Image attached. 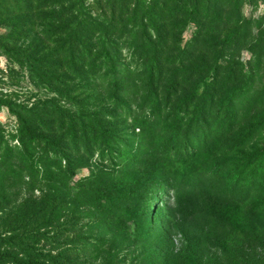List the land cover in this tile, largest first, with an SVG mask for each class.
Returning <instances> with one entry per match:
<instances>
[{
    "label": "trees",
    "instance_id": "16d2710c",
    "mask_svg": "<svg viewBox=\"0 0 264 264\" xmlns=\"http://www.w3.org/2000/svg\"><path fill=\"white\" fill-rule=\"evenodd\" d=\"M246 2L264 0H0L5 53L57 96L39 112L0 98L16 120L15 131L0 123V264H86L135 233L131 207L160 193L163 177L202 185L207 165L209 194L215 186L220 198L209 206L230 216L247 208L245 218H263L264 228V84L255 81L264 17H244ZM96 89L97 97L71 96ZM117 110L136 138L118 149L107 122ZM94 157L100 168L88 165ZM11 181L23 199L14 200ZM102 221L107 234L121 232L119 243L82 236ZM67 245L76 251H61Z\"/></svg>",
    "mask_w": 264,
    "mask_h": 264
},
{
    "label": "rangeland",
    "instance_id": "374dc122",
    "mask_svg": "<svg viewBox=\"0 0 264 264\" xmlns=\"http://www.w3.org/2000/svg\"><path fill=\"white\" fill-rule=\"evenodd\" d=\"M242 14L246 18H253L254 21H261L260 19L264 17V3L254 4L246 2L242 7ZM9 29V27L0 22V98L13 106L32 108L34 112H39L44 100L57 98V96L46 91L45 88L47 87L38 83L36 77L31 75L27 69L25 61H22L21 65H19L18 62H14L7 56L4 39L8 35ZM191 31L192 29H188L184 33V40L189 39ZM241 58L242 62L246 64L251 60V54L244 50ZM262 75V80L256 77L255 81H261L264 84V70H262ZM258 86L259 84L257 83H254L253 87L251 86V95L253 90L258 89ZM99 93V89H96L90 90L85 95L83 93H74L71 96L83 99L87 96L97 97ZM250 94L247 92L246 99H248ZM104 97L106 99L107 95H104ZM125 100L127 104L131 105L134 102V98L130 94H125ZM137 102H140V97H138ZM90 104L95 103L90 101ZM95 111L98 112L97 109ZM130 120L125 117L123 110H117V113L113 112L112 117L107 119V122L114 126L116 132L122 138L120 141L122 143H115V148L117 149L126 142L136 141ZM0 123L7 130L15 131L16 120L5 107L0 108ZM95 157V160L89 161L88 165H90V168L101 167L98 163L99 160ZM127 157L126 155L122 158ZM116 160L117 164L122 162L120 158H116ZM86 168L79 169L76 178L88 175L90 169L89 167ZM208 173L209 165L203 172L206 178L201 175V177H204L203 184L199 185L194 181L190 187L183 184L174 186L166 183L167 179L163 177L162 182L165 187L160 193L150 195L149 199L145 198L143 201H136L137 204H133L131 207L132 215L134 216L132 229H134L135 233L130 231L127 235L128 240L122 246H108L99 255L87 259L85 263L244 264L245 262L246 264H264V228L261 227L263 218L258 222L253 221L251 223L249 219L245 218L244 212L247 208L236 209L233 215L230 216L222 208L210 207L209 199L212 204H216L215 200L220 198L216 197L218 191L215 186L214 190L209 194V188H211L212 184ZM12 185L15 186L16 182L11 181L9 183V192L14 200L23 199L25 197L24 191L12 187ZM194 187H196L194 191L190 189ZM34 194L37 197L39 196L37 191ZM142 212H144L143 216ZM4 217L5 214L0 213V218ZM92 221L94 219L83 221V223L84 225H90ZM140 221H143V229L139 228L141 226ZM97 223L98 220L95 225ZM99 224L101 225L94 226L90 230L86 229L82 236L106 235L108 238L115 236L117 239L115 240L116 243L123 239L122 236H118L121 233L120 231L113 230V235L107 234L109 229L106 228V224L103 221ZM51 235L52 233H50ZM76 236L78 235H71L69 238L74 240ZM63 240L65 239L63 238L59 242ZM78 245L85 246L82 243H78ZM109 248L114 249L109 251ZM91 249L86 248L84 252H89ZM63 250L75 252L76 248L67 245L65 248H61V251ZM109 252L111 255L108 254ZM243 253L246 254L244 255V260L241 258Z\"/></svg>",
    "mask_w": 264,
    "mask_h": 264
}]
</instances>
